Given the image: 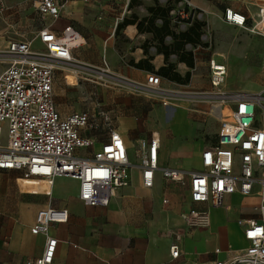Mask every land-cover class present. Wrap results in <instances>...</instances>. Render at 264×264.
<instances>
[{
    "label": "crops",
    "instance_id": "1",
    "mask_svg": "<svg viewBox=\"0 0 264 264\" xmlns=\"http://www.w3.org/2000/svg\"><path fill=\"white\" fill-rule=\"evenodd\" d=\"M19 1H25L31 6L44 23L40 24L31 37L20 33L7 39L3 35L6 28L0 25V47H6L8 42L18 40L30 42L33 50H42L37 38L42 28L49 27L56 33L68 26L73 28L84 42L71 52L73 62L77 65L76 72L72 71L74 78L72 86L67 84L68 77H71L67 71L54 73L52 89L55 109L62 118L85 110L103 112L108 118V123L98 118L97 128L82 129L80 135L93 139V146L89 150H77L76 155L90 158L106 141L108 129L112 127L125 144L132 168L129 184L116 189L106 206L96 207L86 206L78 199L79 183L75 179L58 177L47 186L43 180L22 179L20 171L1 170L0 189L3 190L5 200L0 203V264H26L27 260L41 255L44 236L32 235L29 229L37 212L45 208L63 209L68 213L66 223L50 225L49 233L57 240L51 264H215L231 260L245 250L249 243L244 239L243 229L237 221L259 219V200L255 194L246 197L231 192L222 197L221 206H197L199 209L207 208L210 218L209 226L200 229L188 227L180 218V215L191 207L187 185L180 186L164 180L160 170L154 173L150 188L143 187L141 183L136 158L137 142L148 139L151 133H156L159 138L157 151L159 169L169 168L184 172L201 169L200 154L206 147L215 143L219 126L217 119L208 113V106L204 114L212 120L215 130L205 145H201L200 141L191 140L201 124L194 123L184 108L177 111L160 108L151 114L141 116L135 115L132 110L125 113L128 102L120 105V109L118 107L114 112L106 108L94 109L87 106L86 101L91 95L88 93L87 80L93 81L87 77L88 73L95 79L99 75L98 70L106 68L109 78L125 79L144 86L147 75L153 73L134 68L130 62L137 63L150 58L148 64L154 70L164 65L163 56L156 52V42L151 33H139L135 25H128L114 35L116 25L123 18H128L132 14L138 19L148 17L146 9L154 5L153 0H136L137 4L131 9L127 7L130 0L71 1L66 3L60 12L58 18L62 21L61 26H56L59 19L56 22L45 23V19L50 17H41L37 13L35 4L38 0H1L3 8L0 16L11 9L13 11L11 14L23 18L26 11L21 3L11 7L7 5ZM168 1L172 0H158V4L164 7ZM188 1L191 8L198 12V19L201 17L206 23L209 32L212 23L222 26L219 15L224 11L221 13L212 0ZM255 5L257 16L260 7L258 4ZM234 12L245 17V28L242 29L249 31L256 22L253 17L254 10L244 5L243 11ZM105 21L111 22L108 37L103 33ZM177 24L178 22L171 18L170 25L175 32L184 31L189 26L184 22L183 27L176 28ZM156 25H160L159 20L156 21ZM164 43L170 44L171 39L166 37ZM143 47L146 49L145 54ZM199 47L201 46L195 48L191 45L185 46V50L193 54L192 69H188L184 63L177 62L174 55L168 58V62L175 64V71L180 76L190 72L187 85L199 84L207 88L201 80L204 75L200 71V67L206 64L204 62L206 53L200 52ZM204 48L206 47H202ZM60 65L64 63L60 62ZM163 81L180 87L187 86ZM76 94L79 101L74 98ZM67 102L73 104L67 106ZM186 138L188 141H179ZM79 151L84 155H79ZM171 151H174V158L182 160L181 163L168 160ZM23 182L33 184L26 186ZM254 191L257 192V188ZM163 200H166V203H163ZM172 246L178 248V256L175 259L170 256Z\"/></svg>",
    "mask_w": 264,
    "mask_h": 264
},
{
    "label": "built area",
    "instance_id": "2",
    "mask_svg": "<svg viewBox=\"0 0 264 264\" xmlns=\"http://www.w3.org/2000/svg\"><path fill=\"white\" fill-rule=\"evenodd\" d=\"M71 1L75 0H38L35 9L41 17L57 20L65 4ZM177 1L181 19L190 16L184 8L192 10L191 17L198 19L188 0ZM2 8L0 0V12ZM222 20L245 28V17L231 9L224 10ZM249 32H255V25ZM37 38L42 50H33L30 42L15 40L8 42L3 52L7 62L0 73V171H20L22 179L43 180L47 186L58 177L72 178L79 183L78 199L84 205L106 206L114 191L127 186L130 180L132 165L121 136L110 127L106 141L90 158L77 156V150L93 146V139L81 136L80 131L97 128L98 118L108 123V118L103 112L86 110L62 118L53 101L54 73L64 72L72 64V50L84 41L70 26L59 33L44 27ZM208 63L210 84L216 88L224 70L214 66V60ZM160 83L158 76L149 74L144 88H158ZM213 93L208 95V113L218 121L217 139L201 152V169H159V138L151 133L148 139L137 142L141 183L150 188L154 173L160 170L164 180L187 185L191 207L180 218L188 227L200 229L209 226L210 218L207 208L197 206H221L222 197L231 192L246 197L255 194L259 219L237 221L248 247L231 260L215 264H264V90L255 94ZM67 220L68 213L63 209L45 208L37 212L29 231L43 235L44 246L41 255L26 264L52 263L57 240L49 233L50 225ZM170 256H178L176 246L170 248Z\"/></svg>",
    "mask_w": 264,
    "mask_h": 264
},
{
    "label": "rangeland",
    "instance_id": "3",
    "mask_svg": "<svg viewBox=\"0 0 264 264\" xmlns=\"http://www.w3.org/2000/svg\"><path fill=\"white\" fill-rule=\"evenodd\" d=\"M212 1L221 13L226 7L241 12L244 10V5H246L248 9L254 10L253 17L256 22L258 21L255 14L257 8L254 4H258L260 9H264V0ZM20 3L26 11L23 18L11 14V12H13L11 9L10 11H5L0 16V25L6 28V31L3 34L5 39L8 37L12 38L15 34L20 33H25L28 37H31L32 33L40 27V24L44 23V20L41 19L25 1L6 4L11 7L14 4L17 5ZM177 10L178 6H173L170 17L178 22L176 28H179L183 27V20L186 19H181L178 16ZM196 13L198 12H195V14ZM219 19L222 26L212 23L211 32L206 29V26L204 27L201 41L203 43L206 42L207 47L204 49H202V47L198 48L200 52L202 51L206 53V59L204 61L206 64L200 67V71L204 75L201 80L204 81L207 88H203L199 84L196 86L187 85L180 87L167 84L161 80L158 88L147 87V89H145L144 86L133 84L125 79L109 78L108 73L105 70L106 68H104L102 71L98 70L99 75L95 79L90 77L89 73L87 75V77L93 80H87L88 93L91 94L86 101L87 106L94 109L106 108L114 112L118 107L120 109V105L128 102L129 105L126 108L125 113L132 110L135 115L141 116H145L146 113L151 114L155 110H160V108H171L175 111L184 108L190 114L191 120L194 123L201 124V127L197 129L196 135L191 138V140L195 142L200 141L201 145H205L207 141L212 138L215 130L212 120L204 114L210 101L208 95L215 94L213 92L226 95L255 94L264 90V32L261 30V25H259L257 29L255 28V32L250 33L245 29L226 24L222 20V14L219 15ZM57 20L46 18L45 23L51 21L56 22ZM60 20L61 19L57 21L56 26L62 25V21ZM198 20L202 21L201 17H199ZM256 22H254V24L252 22V24L255 25ZM103 25L104 36L108 37L111 32V22L105 21ZM4 50L5 46L0 47V73L5 68L7 62V58L3 53ZM210 59H214L218 63H221L226 69L223 83L216 88L212 87L210 84V70L208 67ZM76 66V63L72 62V64H69L65 70L67 71V74H71V77H68L67 79L68 86H72V83L74 82L72 74L76 72ZM58 78H60L59 74ZM186 93L190 95H184ZM77 96L78 94H76V97L74 98L76 101H79ZM128 99H131V101ZM66 100L68 101V99ZM66 104L69 106L73 103L67 102ZM80 104L82 106L81 99ZM154 114L155 113L152 115L154 116ZM151 118L153 117L151 116ZM169 130L173 133L171 128ZM186 140L188 141L187 138L179 141L183 142ZM78 154L84 155L82 151H79ZM168 160H175L179 163L182 161L180 158H174V151L169 153ZM4 200L3 190L0 189V203Z\"/></svg>",
    "mask_w": 264,
    "mask_h": 264
},
{
    "label": "trees",
    "instance_id": "4",
    "mask_svg": "<svg viewBox=\"0 0 264 264\" xmlns=\"http://www.w3.org/2000/svg\"><path fill=\"white\" fill-rule=\"evenodd\" d=\"M154 5L146 9L149 14L148 17L138 19L134 14L128 18H123L119 22L115 29L114 35L128 25H135L139 33H151L153 39L156 42V52L161 54L164 59V65L157 70H154L152 66L148 64V59L140 60L137 63L130 62V65L137 69H143L150 73H153L163 80L178 84L187 85L190 80V72H186L184 76H180L175 71V64L169 63L168 58L171 55L177 57V62L184 63L188 69L194 67L193 54L191 51H186L185 46L191 45L193 48L197 46L207 47V43L201 41V36L206 23L198 19H191L192 10L184 8L190 14L189 18L183 20L189 26L184 31L175 32L171 27L170 12L173 10V6H177V0L168 1L166 6L162 7L158 4V0H153ZM137 4L136 0H130L128 3V9H131ZM160 21V25H156V21ZM169 37L171 43L166 45L164 39ZM144 54L146 53L145 47H143Z\"/></svg>",
    "mask_w": 264,
    "mask_h": 264
},
{
    "label": "bare ground",
    "instance_id": "5",
    "mask_svg": "<svg viewBox=\"0 0 264 264\" xmlns=\"http://www.w3.org/2000/svg\"><path fill=\"white\" fill-rule=\"evenodd\" d=\"M256 6V5H255ZM262 8V7H261ZM257 22H256V24H255V28L257 29V27L259 26V25H263L264 24V9H259V11H258V14H257ZM261 30L264 32V25L263 26H261ZM214 66H218L219 68L218 69H223L224 70V77H223V79L221 80V82L217 85V87L218 86H220L222 83H223V81H224V78H225V75H226V70H225V67L223 66V65H221V64H217L215 61H214ZM215 68V67H214ZM217 68V67H216ZM219 94H222V93H219ZM184 95H190V94H188V93H186V94H184ZM223 95V94H222ZM175 96H179V95H175ZM182 96V95H181ZM165 105V104H164ZM24 184H26V186H31L33 183H31V182H23Z\"/></svg>",
    "mask_w": 264,
    "mask_h": 264
}]
</instances>
